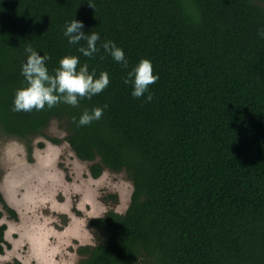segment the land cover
<instances>
[{"label":"trees","instance_id":"16d2710c","mask_svg":"<svg viewBox=\"0 0 264 264\" xmlns=\"http://www.w3.org/2000/svg\"><path fill=\"white\" fill-rule=\"evenodd\" d=\"M258 2L264 0H0V135L23 141L30 160L31 139L57 121L76 158L91 163V178L124 171L133 187L124 214L89 222L104 240L79 248V264H264ZM74 18L100 42L122 48L128 67L102 48L88 58L69 45L63 31ZM28 45L51 57L50 72L62 57L79 56L97 76L107 72L110 83L76 107L14 112ZM142 59L159 76L150 102L133 98L123 82ZM97 107L104 108L101 119L78 127L80 115ZM5 231L0 225V255L9 248Z\"/></svg>","mask_w":264,"mask_h":264},{"label":"rangeland","instance_id":"374dc122","mask_svg":"<svg viewBox=\"0 0 264 264\" xmlns=\"http://www.w3.org/2000/svg\"><path fill=\"white\" fill-rule=\"evenodd\" d=\"M257 4L264 8V2ZM67 135L51 121L42 136L31 139L30 160L23 141L0 135V225L6 226L9 246L0 264H79V248L104 240L89 222L109 211L124 214L129 207L133 187L126 173L106 169L91 178V163L76 158Z\"/></svg>","mask_w":264,"mask_h":264},{"label":"clouds","instance_id":"9594fccd","mask_svg":"<svg viewBox=\"0 0 264 264\" xmlns=\"http://www.w3.org/2000/svg\"><path fill=\"white\" fill-rule=\"evenodd\" d=\"M84 28L83 21L75 18L66 23L63 36L67 43L76 46L77 52L88 58H92L102 48L113 61L124 68L128 67L122 48L110 40L100 42L99 33L85 32ZM259 35L264 38V29L259 30ZM98 42H100L99 46ZM24 52L26 58L21 63L20 69L24 80L23 86L16 90L13 98L14 112L40 111L45 107L51 109L59 103L76 107L81 99H91L106 89L110 83L107 72H100L97 76L96 70L90 71L87 63L80 64L79 56L62 57L59 66L50 72L47 62L51 57L48 54L41 55L31 45L25 47ZM158 79L159 76L154 75L152 62L142 59L127 72L123 82L131 86L133 98L145 97L146 101L150 102L153 98L150 86ZM103 112L104 108L99 107L84 111L76 122L77 126H87L93 121L100 120Z\"/></svg>","mask_w":264,"mask_h":264}]
</instances>
